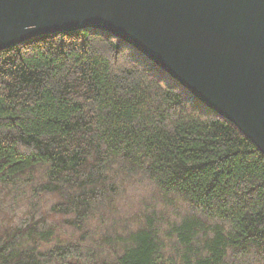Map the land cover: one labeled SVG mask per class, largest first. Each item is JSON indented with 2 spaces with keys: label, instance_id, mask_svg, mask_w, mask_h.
Returning a JSON list of instances; mask_svg holds the SVG:
<instances>
[{
  "label": "trees",
  "instance_id": "trees-1",
  "mask_svg": "<svg viewBox=\"0 0 264 264\" xmlns=\"http://www.w3.org/2000/svg\"><path fill=\"white\" fill-rule=\"evenodd\" d=\"M0 264H264V154L107 32L4 48Z\"/></svg>",
  "mask_w": 264,
  "mask_h": 264
},
{
  "label": "water",
  "instance_id": "water-1",
  "mask_svg": "<svg viewBox=\"0 0 264 264\" xmlns=\"http://www.w3.org/2000/svg\"><path fill=\"white\" fill-rule=\"evenodd\" d=\"M86 28L135 48L264 154V0H0V50Z\"/></svg>",
  "mask_w": 264,
  "mask_h": 264
}]
</instances>
